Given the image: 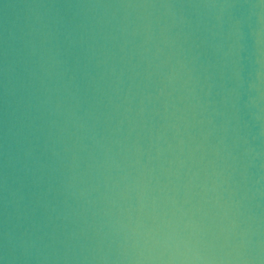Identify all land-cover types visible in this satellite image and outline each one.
Returning a JSON list of instances; mask_svg holds the SVG:
<instances>
[{"label": "water", "instance_id": "obj_1", "mask_svg": "<svg viewBox=\"0 0 264 264\" xmlns=\"http://www.w3.org/2000/svg\"><path fill=\"white\" fill-rule=\"evenodd\" d=\"M0 264H264V0H0Z\"/></svg>", "mask_w": 264, "mask_h": 264}]
</instances>
